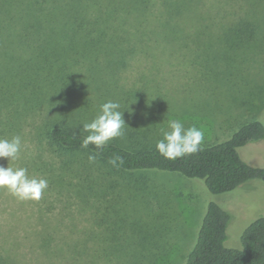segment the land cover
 Returning <instances> with one entry per match:
<instances>
[{
  "label": "rangeland",
  "instance_id": "1",
  "mask_svg": "<svg viewBox=\"0 0 264 264\" xmlns=\"http://www.w3.org/2000/svg\"><path fill=\"white\" fill-rule=\"evenodd\" d=\"M231 17L253 21L257 34L250 41L229 47L224 55V41L208 47L190 43L189 49L178 43L174 49L165 43L101 46L98 51L104 57L93 60L88 55L74 69L86 75H106L96 66L101 61L104 68L118 69L112 86L107 82L103 86L105 96H100L102 90L97 91L94 83L78 97L71 91L64 107L69 109L76 100L87 116L71 118L66 109L61 114L67 116H56L54 110L49 120L58 119L80 132L82 123L90 122L102 103L113 100L121 104L128 125L123 138L110 142L154 144L161 138L159 129L166 126L167 118L179 119L185 127L195 124L203 128V145L230 138L244 123L264 116V0H240L236 12L227 14V25ZM206 48L216 55L211 58L190 51ZM86 75L83 85L88 80ZM107 92L111 94L106 96ZM20 110L22 107L13 111L11 125L16 127L21 118V128L5 137L20 135L24 148L10 166L26 167L29 175L46 178L49 186L39 201H19L0 190V257L18 253L27 256V264H39L34 258L37 250H42L40 238L51 234L54 242L50 248L64 244L70 249L64 252V264H84V259L85 264H184L209 202H217L231 215L229 247L241 248L243 231L264 217L261 180L214 194L204 181L177 172H110L84 156L54 153L48 137L37 136L42 130L37 132L36 127L45 113L29 112L23 119ZM238 152L248 164L264 168V138L247 143ZM0 163L7 166L8 160ZM73 190L79 199L72 196ZM74 250H86L83 263Z\"/></svg>",
  "mask_w": 264,
  "mask_h": 264
},
{
  "label": "trees",
  "instance_id": "2",
  "mask_svg": "<svg viewBox=\"0 0 264 264\" xmlns=\"http://www.w3.org/2000/svg\"><path fill=\"white\" fill-rule=\"evenodd\" d=\"M239 2L0 0V137L1 134L7 137L9 132L15 133L21 128V118L16 127L11 125L13 111L22 107L20 112L24 119L29 112L40 110L45 115L36 127L37 132L42 130L41 136H37L41 139L48 137L54 153L64 157L81 155L87 159L89 153H96V162L110 172H177L187 178L204 181L214 194L232 191L253 179L264 182V168L248 164L238 152L247 143L264 138V125L257 119L244 123L230 138L211 145L202 144L199 152L175 160L161 156L156 143L144 141L134 142L131 146L109 142L103 149H96L91 144L83 148L81 145L86 134L69 128L58 119L49 120L54 110L56 116H67L61 114L65 109L71 118L87 116L85 108L80 107L76 100L69 109L64 107V99L71 91L78 97L84 88L94 83L97 91L102 90L100 96H105L103 86L106 82L107 86H112L118 69L104 68L102 61L96 66L103 68L106 75L93 72L86 75L74 69L88 55L93 56V60L104 57L98 51L101 46L165 43L173 47L178 43L189 49L190 43L208 47L224 41V55L229 47L252 40L257 34L253 21L231 17L228 25L225 22L227 14L236 12ZM217 16L218 19L215 18ZM80 50L86 53L82 55ZM190 51L211 58L216 55L209 48ZM105 57L109 58V55ZM31 70L36 74L30 75ZM85 75L88 80L83 85ZM104 77L109 80H104ZM45 94L49 97L45 98ZM110 94L107 92L106 96ZM114 155L123 157L122 166L116 168L108 163ZM73 191L74 197L76 192ZM76 197L79 199L78 195ZM230 220L231 215L226 209L215 201L209 202L194 246L184 264H264V217L257 218L243 231L241 248L226 244ZM53 242L51 234L40 238L42 250H37L38 257L34 261L64 264V252L70 249H66L64 244L50 248ZM74 252L82 256L83 263L86 250ZM25 259L27 256L13 253L10 258L1 256L0 264H27ZM54 259L58 262H53Z\"/></svg>",
  "mask_w": 264,
  "mask_h": 264
},
{
  "label": "clouds",
  "instance_id": "3",
  "mask_svg": "<svg viewBox=\"0 0 264 264\" xmlns=\"http://www.w3.org/2000/svg\"><path fill=\"white\" fill-rule=\"evenodd\" d=\"M118 101L108 100L99 106V111L90 122H83L80 133H87L81 147L94 145L96 149L105 148L110 141L125 136L124 111ZM166 119V118H165ZM164 119V120H165ZM264 125V116L257 118ZM160 139L156 142V150L166 159L175 160L186 155H192L201 150L206 132L195 124L185 127L179 119L167 118L166 126L159 129ZM24 148L22 137L13 135L11 138L0 137V160L7 159L5 166L0 163V190H6L19 201H39L48 189L49 181L44 177L29 175L26 167L10 166V161L17 160ZM96 153H89L88 160L95 163ZM108 163L112 167L123 165V157L114 155Z\"/></svg>",
  "mask_w": 264,
  "mask_h": 264
}]
</instances>
